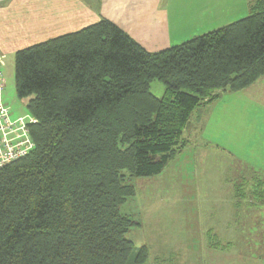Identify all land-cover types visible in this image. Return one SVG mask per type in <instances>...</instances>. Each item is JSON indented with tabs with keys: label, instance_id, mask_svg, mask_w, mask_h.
Listing matches in <instances>:
<instances>
[{
	"label": "trees",
	"instance_id": "1",
	"mask_svg": "<svg viewBox=\"0 0 264 264\" xmlns=\"http://www.w3.org/2000/svg\"><path fill=\"white\" fill-rule=\"evenodd\" d=\"M14 66L35 146L0 168V264H142L125 176L157 175L196 107L264 77V9L153 53L101 19L21 48Z\"/></svg>",
	"mask_w": 264,
	"mask_h": 264
},
{
	"label": "rangeland",
	"instance_id": "2",
	"mask_svg": "<svg viewBox=\"0 0 264 264\" xmlns=\"http://www.w3.org/2000/svg\"><path fill=\"white\" fill-rule=\"evenodd\" d=\"M174 4L178 10L187 7L179 1ZM3 66V98L11 117L22 116L28 113L27 99H19L15 92L13 53L7 55ZM149 90L162 96L164 85L154 80ZM196 110L182 134L185 144L161 172L147 177L125 176L126 183L135 189V195L120 207L121 213L135 222L126 238L136 248H148L143 264H156L162 259L164 264H264L263 179L258 185L243 181L237 185L240 193L247 194L250 189L254 194L240 202L238 223L234 222L238 232L226 235L227 241L232 239L231 248L227 252L220 250L221 258L209 256L201 246L205 237L200 235L205 233L202 216L214 212L215 190L222 195L229 192L213 185H223L228 178L239 181L236 174L264 164V82L254 83L239 93L222 91L211 106L201 105ZM208 117L210 121L205 124ZM203 119L205 127L199 129ZM191 124L197 126L192 129L194 132H200L197 139L192 136ZM210 240V245L215 246L212 236Z\"/></svg>",
	"mask_w": 264,
	"mask_h": 264
},
{
	"label": "crops",
	"instance_id": "3",
	"mask_svg": "<svg viewBox=\"0 0 264 264\" xmlns=\"http://www.w3.org/2000/svg\"><path fill=\"white\" fill-rule=\"evenodd\" d=\"M174 1L185 3L187 7L178 10L174 8ZM254 8L264 9V0H0V57L5 62L9 53L14 54L21 48L75 32L101 19L110 20L141 47L153 53L228 25L251 14ZM263 82L264 77L254 81ZM222 91L226 90L218 92L210 103L201 105L211 106L219 99ZM196 117L199 118L198 115ZM209 121L210 117L205 119V124ZM203 123L204 119L200 121L199 129L205 127ZM193 128L197 126L192 125L190 130L193 131ZM199 134L193 131L192 136L197 139ZM208 143L214 142L208 140ZM261 165L264 166L258 164L256 170L251 167L247 173L236 174L239 181L233 182L232 178H228L223 185L222 182L216 185L213 183V188L223 187V190L229 192L222 195L215 190L214 212L202 216L205 233L200 235H204L205 239L201 246H204L210 257L221 258L220 250L227 252L231 248L232 239L227 241L226 235L238 232L235 223H238L236 213L240 202L254 194L250 189L246 191L247 194L240 193L237 185L240 181L257 185L261 183V179L264 180ZM224 235L225 238H222ZM210 236L214 240L213 247L210 245ZM162 261L156 264H164Z\"/></svg>",
	"mask_w": 264,
	"mask_h": 264
},
{
	"label": "built area",
	"instance_id": "4",
	"mask_svg": "<svg viewBox=\"0 0 264 264\" xmlns=\"http://www.w3.org/2000/svg\"><path fill=\"white\" fill-rule=\"evenodd\" d=\"M3 67L0 57V168L25 157L34 148L28 125L36 121L29 113L11 117L10 107L3 98L6 84Z\"/></svg>",
	"mask_w": 264,
	"mask_h": 264
}]
</instances>
